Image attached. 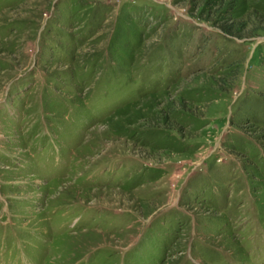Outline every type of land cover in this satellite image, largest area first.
Wrapping results in <instances>:
<instances>
[{
  "label": "rangeland",
  "instance_id": "rangeland-1",
  "mask_svg": "<svg viewBox=\"0 0 264 264\" xmlns=\"http://www.w3.org/2000/svg\"><path fill=\"white\" fill-rule=\"evenodd\" d=\"M0 264H264V0H0Z\"/></svg>",
  "mask_w": 264,
  "mask_h": 264
}]
</instances>
